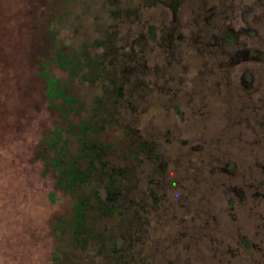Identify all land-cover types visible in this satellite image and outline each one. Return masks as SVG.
I'll return each instance as SVG.
<instances>
[{"label":"rangeland","instance_id":"1","mask_svg":"<svg viewBox=\"0 0 264 264\" xmlns=\"http://www.w3.org/2000/svg\"><path fill=\"white\" fill-rule=\"evenodd\" d=\"M249 1L0 0V264H264V0ZM51 75L75 98L65 115ZM82 121L111 145V178L73 190L98 235L84 248L51 162L58 131L82 148ZM106 186L111 215L91 191Z\"/></svg>","mask_w":264,"mask_h":264},{"label":"trees","instance_id":"2","mask_svg":"<svg viewBox=\"0 0 264 264\" xmlns=\"http://www.w3.org/2000/svg\"><path fill=\"white\" fill-rule=\"evenodd\" d=\"M151 29L152 34L154 35V28L151 27ZM69 55L60 50L57 52L60 65L63 68H66L71 76H75L79 73L82 60L77 58V55L75 54L71 55L70 58ZM47 82L48 88L46 92L48 98L62 99L63 102L57 106L60 108V110L64 111L63 114L65 115L67 110L71 109V103L75 100V98H73L72 95L68 93L66 84L62 83L59 77L51 75V78H47ZM102 121L106 122V118H103ZM98 122L103 124L101 121ZM96 123L94 124L91 121H82L77 125V139L80 141L82 148H79L76 151L71 150L69 135H66L67 137H65V135L58 131L53 141V146L58 145V149L56 151V156L51 160L52 164L59 171L56 183L57 188H62L69 191L71 197H74L75 204H77L73 220L67 221V225L70 227L69 231L72 234L70 238V244H79L83 248L87 241L96 239L98 235L91 229H88L85 223V204H87V197L83 195L81 196L80 194H75L73 190L77 187H82L87 183L89 184L94 176L102 178L103 175L108 173L109 178H111V174L105 171L104 162L100 160L106 153L107 149L111 147V145L101 143L100 141L96 140L94 136L89 137L88 135V131L90 129L93 131V133L98 131V126ZM100 127H103V125ZM70 129L73 130V126L68 128L69 131ZM126 133L130 136L133 135L134 132L131 129H126ZM139 150L140 149H137V151ZM97 186L100 187L99 185ZM91 189L96 197V204L101 207L103 214L111 215L117 211L116 201L117 195L120 192L114 189L112 190L111 186H106L104 188L105 196L103 197L100 194L99 188ZM64 224L65 219L58 222L57 224V229L61 230V233L68 232V230H65ZM86 232H88L87 235Z\"/></svg>","mask_w":264,"mask_h":264},{"label":"flooded vegetation","instance_id":"3","mask_svg":"<svg viewBox=\"0 0 264 264\" xmlns=\"http://www.w3.org/2000/svg\"><path fill=\"white\" fill-rule=\"evenodd\" d=\"M244 1H246V3L244 2V4H245V8H247V9H253V8H255V4L253 3V2H251V1H249V0H244ZM249 1V2H248ZM254 1H259V0H254ZM264 2V1H263ZM263 11H264V9H263ZM233 37V36H232ZM224 39H225V37H224ZM248 52V51H247ZM251 52V50L249 51V53ZM256 53V52H255ZM259 53H261V52H259ZM247 55H248V53H247ZM251 55H252V53H251ZM254 57H256V55H254Z\"/></svg>","mask_w":264,"mask_h":264}]
</instances>
